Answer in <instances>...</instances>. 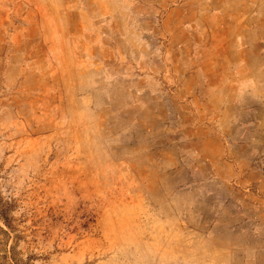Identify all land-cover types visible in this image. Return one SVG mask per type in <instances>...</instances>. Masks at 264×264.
Returning <instances> with one entry per match:
<instances>
[{
  "label": "rangeland",
  "instance_id": "rangeland-1",
  "mask_svg": "<svg viewBox=\"0 0 264 264\" xmlns=\"http://www.w3.org/2000/svg\"><path fill=\"white\" fill-rule=\"evenodd\" d=\"M0 264H264V0H0Z\"/></svg>",
  "mask_w": 264,
  "mask_h": 264
},
{
  "label": "trees",
  "instance_id": "trees-1",
  "mask_svg": "<svg viewBox=\"0 0 264 264\" xmlns=\"http://www.w3.org/2000/svg\"><path fill=\"white\" fill-rule=\"evenodd\" d=\"M12 204L7 201L0 203V221L10 230H13L8 213L11 211ZM4 234L8 235L7 230L0 228Z\"/></svg>",
  "mask_w": 264,
  "mask_h": 264
}]
</instances>
